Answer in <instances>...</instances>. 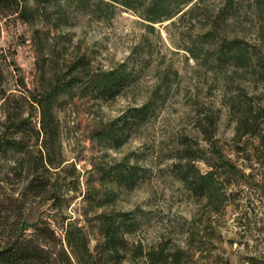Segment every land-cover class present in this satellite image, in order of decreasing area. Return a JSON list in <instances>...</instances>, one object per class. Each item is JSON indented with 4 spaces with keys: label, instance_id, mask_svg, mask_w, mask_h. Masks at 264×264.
I'll list each match as a JSON object with an SVG mask.
<instances>
[{
    "label": "rangeland",
    "instance_id": "obj_1",
    "mask_svg": "<svg viewBox=\"0 0 264 264\" xmlns=\"http://www.w3.org/2000/svg\"><path fill=\"white\" fill-rule=\"evenodd\" d=\"M141 1L0 20V243L125 212L121 264H264V0Z\"/></svg>",
    "mask_w": 264,
    "mask_h": 264
},
{
    "label": "trees",
    "instance_id": "obj_2",
    "mask_svg": "<svg viewBox=\"0 0 264 264\" xmlns=\"http://www.w3.org/2000/svg\"><path fill=\"white\" fill-rule=\"evenodd\" d=\"M76 6L87 4L88 0H69ZM126 6H134L135 2L141 3V0H111ZM166 0H148L154 3L153 6L161 5ZM186 0H184L185 2ZM60 0H0V20L3 18H14L22 22L31 23L38 7L41 5H59ZM152 5V4H151ZM153 9V7H150ZM118 78L111 74L100 82L95 84L99 90H103L108 83H117ZM74 81H69L68 86ZM54 90L50 95L54 94ZM2 105L8 102V94L2 93ZM12 119L8 113L7 120ZM13 123V126H18ZM14 141L9 140L6 146H13ZM230 166V165H227ZM212 173L207 172L201 175L200 189L210 187L212 184ZM187 182V175L182 177ZM45 188V185L36 184L34 179L30 178L25 186L28 190H39ZM39 192V191H38ZM18 198L9 197L8 204H13L14 209L22 215L23 205L16 203ZM8 206L4 205L6 209ZM127 213H118L105 215L101 219L100 242L91 248L89 237L80 226L72 222L67 223L65 227V236L57 235L56 230L47 221L33 223L30 233H25L26 223L21 221V232L19 235L5 238L0 243V264H121L123 254L127 252L129 244L125 236L127 227L134 225ZM126 224V225H125ZM24 228V229H23ZM23 229V230H22ZM136 254L141 251L136 249Z\"/></svg>",
    "mask_w": 264,
    "mask_h": 264
}]
</instances>
